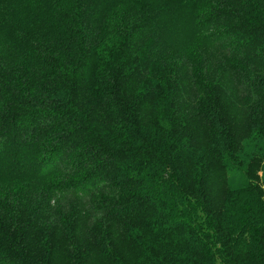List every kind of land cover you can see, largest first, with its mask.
I'll return each instance as SVG.
<instances>
[{"label": "trees", "instance_id": "16d2710c", "mask_svg": "<svg viewBox=\"0 0 264 264\" xmlns=\"http://www.w3.org/2000/svg\"><path fill=\"white\" fill-rule=\"evenodd\" d=\"M123 1L0 0V264H264V0Z\"/></svg>", "mask_w": 264, "mask_h": 264}, {"label": "rangeland", "instance_id": "374dc122", "mask_svg": "<svg viewBox=\"0 0 264 264\" xmlns=\"http://www.w3.org/2000/svg\"><path fill=\"white\" fill-rule=\"evenodd\" d=\"M20 1L19 4L16 6H23L25 3V0H16ZM70 1L71 0H56L53 8V12L48 14H44V12L40 13L39 15H33L32 19L23 20V24H30V28L37 25L42 27L39 33H35V38H42L45 39L46 37L48 39H54V44L56 43L59 38L61 39V26L65 19V13L70 11ZM148 3L153 2L154 0H146ZM143 2L141 3V0H125L115 7L111 9L107 15V17L104 20L103 25V31L106 35L111 37L115 32L114 35V41L118 40L121 37V29L125 26L130 24V20L128 18V14L130 9L134 10L136 7H141ZM121 6H125L120 8ZM221 7V6H220ZM219 8V7H218ZM114 10V11H113ZM21 29L18 30L20 32ZM199 38L196 37V35H188L185 40L178 39V48H177V56L180 58L189 57L194 58L196 55L199 57V45L198 41ZM29 41V38L27 42ZM28 179H23L24 183H27ZM45 183H43L41 186H44ZM3 187V186H0ZM66 217H71V212L66 213ZM7 221L10 224H13V219L10 217L7 219ZM28 228V224L26 225V229Z\"/></svg>", "mask_w": 264, "mask_h": 264}]
</instances>
